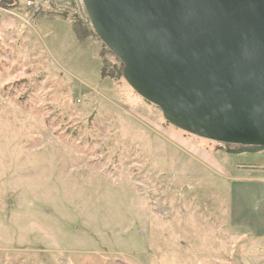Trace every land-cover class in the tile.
<instances>
[{"label":"rangeland","instance_id":"374dc122","mask_svg":"<svg viewBox=\"0 0 264 264\" xmlns=\"http://www.w3.org/2000/svg\"><path fill=\"white\" fill-rule=\"evenodd\" d=\"M24 3L0 0V264H200L215 228L212 254L247 264L254 242L205 166L228 167L231 145L167 123L82 13Z\"/></svg>","mask_w":264,"mask_h":264},{"label":"water","instance_id":"95a60500","mask_svg":"<svg viewBox=\"0 0 264 264\" xmlns=\"http://www.w3.org/2000/svg\"><path fill=\"white\" fill-rule=\"evenodd\" d=\"M121 76L173 127L264 148V0H82Z\"/></svg>","mask_w":264,"mask_h":264},{"label":"crops","instance_id":"0c3cea01","mask_svg":"<svg viewBox=\"0 0 264 264\" xmlns=\"http://www.w3.org/2000/svg\"><path fill=\"white\" fill-rule=\"evenodd\" d=\"M204 156L205 166L211 169L217 178L225 181V223L254 242L251 246L247 245V250L251 248L248 250L250 260L247 264H264V151H236L224 156L217 155L229 162L228 167L216 160L211 163L210 158H217L211 153H205ZM215 229L216 240L211 243L203 242L205 246L200 251L201 260L206 262L200 264H240L233 254L227 259L212 254L224 247L218 243L222 233L220 230L218 232V228Z\"/></svg>","mask_w":264,"mask_h":264},{"label":"built area","instance_id":"2783aa9c","mask_svg":"<svg viewBox=\"0 0 264 264\" xmlns=\"http://www.w3.org/2000/svg\"><path fill=\"white\" fill-rule=\"evenodd\" d=\"M51 3H52L51 0H25L24 5L28 10H30V14L33 17V16L37 15L38 13L44 12V10H46V9L51 10V7H52ZM52 4H56V1H54V3H52ZM69 5H71V6H69ZM52 8L55 11L54 13H56V14L61 15L62 13H65L69 10L73 11V9H74V11L80 17H82L81 13L84 15V18L87 17L85 10H84V7H83L82 0H73V3L68 4V5H62V4L57 5L56 4V6L52 7Z\"/></svg>","mask_w":264,"mask_h":264},{"label":"trees","instance_id":"16d2710c","mask_svg":"<svg viewBox=\"0 0 264 264\" xmlns=\"http://www.w3.org/2000/svg\"><path fill=\"white\" fill-rule=\"evenodd\" d=\"M41 13H38V14H41ZM71 28L74 31V33H75V35H76V37H77L79 42H84V40L86 39V36L89 33H91V30L89 28H87V26H83V25H81L80 23H78L76 21H73L71 23ZM100 56H101V60H102V69H103L104 66H105V59H104V57H103V55L101 53H100ZM120 66H121V64H120ZM228 149L230 151H233V152H236V151H248V150H251V151L263 150L264 151V148H262V147H254V146H235V145H231V146H228Z\"/></svg>","mask_w":264,"mask_h":264}]
</instances>
